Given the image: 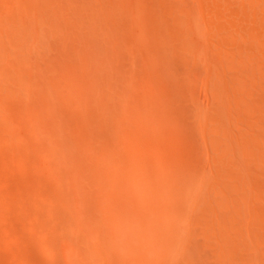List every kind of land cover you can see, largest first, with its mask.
<instances>
[{"label": "bare ground", "instance_id": "obj_1", "mask_svg": "<svg viewBox=\"0 0 264 264\" xmlns=\"http://www.w3.org/2000/svg\"><path fill=\"white\" fill-rule=\"evenodd\" d=\"M197 2L0 0V146L23 152L24 125L67 173V264H264V135L233 129L253 100L192 107L182 88L192 31L209 79L241 32L264 55V0Z\"/></svg>", "mask_w": 264, "mask_h": 264}, {"label": "rangeland", "instance_id": "obj_2", "mask_svg": "<svg viewBox=\"0 0 264 264\" xmlns=\"http://www.w3.org/2000/svg\"><path fill=\"white\" fill-rule=\"evenodd\" d=\"M232 1L235 8L242 11L244 0ZM93 3L99 4V0H93ZM192 6L199 8L197 0H192ZM231 18L233 19V16ZM237 19L244 27L250 26L243 12L241 17ZM222 34L217 31L214 38L211 39L213 50H221L218 47L220 46L219 40L223 37ZM236 37L235 45L230 46L229 49L231 54L228 53L223 60L224 70L216 61L212 77L209 79L208 67L211 60L209 57L203 60L196 54L193 43H197L199 38L192 31V51L188 52L190 63L186 71L187 79L184 80L182 88L188 95L190 94L192 107H195L193 105L197 100H200L199 104L206 108L207 106L212 108L214 101L222 105L226 104L229 99L228 88L231 89L233 96L242 95L250 102L253 100V108L255 109H242L239 112L240 118L244 119L245 122L240 124L235 117L234 123H237L234 124L233 129L236 133L241 129L249 134L264 135V55L261 54L258 57L260 59L253 58L248 49L252 42L251 38L245 36L243 32ZM224 49L228 50V47H224ZM223 51L225 53V50ZM245 72L247 76L244 78ZM239 78H241V85H239V89L233 90L231 85ZM247 100L240 104L243 108L249 105ZM260 118L261 120H259ZM254 119L258 120L259 123L250 128L246 123L254 121ZM21 131L27 139L23 152L16 146L11 148L0 146V182L3 184V189L0 188V204L3 215L0 220V264H38V261L45 264H55L58 261L67 264L62 255L66 239L62 238L60 233L65 235L66 227L76 225L77 218L74 215L77 202L75 188L64 170L55 168L52 163H46L41 152V144L38 143L39 141L33 132L28 131L24 125L21 126ZM33 160L34 162H31ZM258 162V168L253 170V175L258 178L264 190V162ZM27 165L28 167H26ZM27 171L30 172L27 173ZM39 219L40 221H38ZM43 234L46 238L44 247L39 241V235ZM11 240L14 241L13 244L9 243ZM56 244L57 248H55ZM47 252H50L52 256H48ZM53 256L54 258H52Z\"/></svg>", "mask_w": 264, "mask_h": 264}]
</instances>
